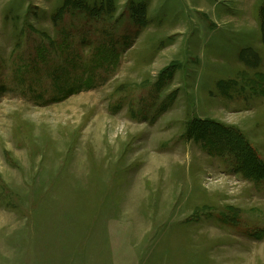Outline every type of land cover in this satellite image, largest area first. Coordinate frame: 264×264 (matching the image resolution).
Instances as JSON below:
<instances>
[{
	"label": "rangeland",
	"instance_id": "374dc122",
	"mask_svg": "<svg viewBox=\"0 0 264 264\" xmlns=\"http://www.w3.org/2000/svg\"><path fill=\"white\" fill-rule=\"evenodd\" d=\"M0 264H264V0H0Z\"/></svg>",
	"mask_w": 264,
	"mask_h": 264
},
{
	"label": "trees",
	"instance_id": "16d2710c",
	"mask_svg": "<svg viewBox=\"0 0 264 264\" xmlns=\"http://www.w3.org/2000/svg\"><path fill=\"white\" fill-rule=\"evenodd\" d=\"M248 149H249L250 152H252V150H251V148L249 147V145H248ZM254 163H255V165H254L253 167H256V162H254Z\"/></svg>",
	"mask_w": 264,
	"mask_h": 264
}]
</instances>
